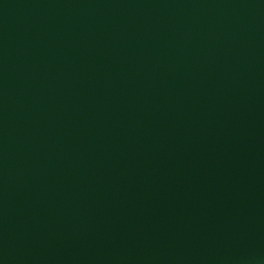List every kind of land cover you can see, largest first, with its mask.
I'll return each mask as SVG.
<instances>
[{
	"label": "water",
	"instance_id": "water-1",
	"mask_svg": "<svg viewBox=\"0 0 264 264\" xmlns=\"http://www.w3.org/2000/svg\"><path fill=\"white\" fill-rule=\"evenodd\" d=\"M0 264H264V0H0Z\"/></svg>",
	"mask_w": 264,
	"mask_h": 264
}]
</instances>
